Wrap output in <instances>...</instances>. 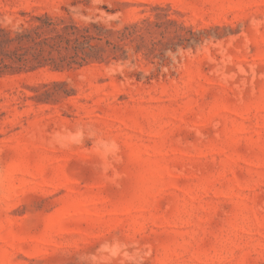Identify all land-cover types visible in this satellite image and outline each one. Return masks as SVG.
I'll list each match as a JSON object with an SVG mask.
<instances>
[{"label": "rangeland", "instance_id": "obj_1", "mask_svg": "<svg viewBox=\"0 0 264 264\" xmlns=\"http://www.w3.org/2000/svg\"><path fill=\"white\" fill-rule=\"evenodd\" d=\"M71 25L0 46V264H264V0H0Z\"/></svg>", "mask_w": 264, "mask_h": 264}, {"label": "trees", "instance_id": "obj_2", "mask_svg": "<svg viewBox=\"0 0 264 264\" xmlns=\"http://www.w3.org/2000/svg\"><path fill=\"white\" fill-rule=\"evenodd\" d=\"M40 27L41 26H36L32 32H17L13 38H10L7 32L4 33L2 36L3 38L0 39V46H2L4 42L12 40H16L17 44L12 49L14 64L7 65L3 62V66L19 69L25 63H31L32 66L52 63L54 67H58L65 59L61 56L55 59L52 54L54 50L61 51L62 41L65 42V47H72L75 56L79 57L81 60L87 57H98L96 52L97 47L91 42V40L96 37L90 32L89 26H84L82 29H79L77 26L71 25L69 27L71 31L57 34V37L42 36L39 32ZM56 38L59 39L57 42ZM24 40L29 42L28 46L24 44ZM46 47H49V49H46ZM28 50H30L29 55L31 58L26 57Z\"/></svg>", "mask_w": 264, "mask_h": 264}]
</instances>
